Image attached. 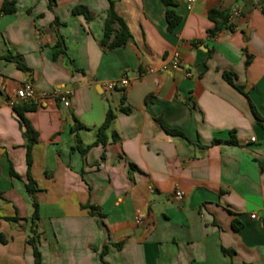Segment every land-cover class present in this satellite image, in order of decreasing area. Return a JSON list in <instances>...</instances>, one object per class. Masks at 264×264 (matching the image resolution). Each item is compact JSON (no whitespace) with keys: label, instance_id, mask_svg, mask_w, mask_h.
I'll return each mask as SVG.
<instances>
[{"label":"crops","instance_id":"0c3cea01","mask_svg":"<svg viewBox=\"0 0 264 264\" xmlns=\"http://www.w3.org/2000/svg\"><path fill=\"white\" fill-rule=\"evenodd\" d=\"M7 1L15 12L0 15V264H33V238L42 264H264V0H173V33L160 0ZM109 1L131 34L113 50L99 43ZM79 5L91 21L72 14ZM212 9L228 13L231 29L208 38ZM174 52L178 68L168 64ZM124 77L128 87H104ZM27 82L39 99L24 112L37 132L31 194L9 104ZM54 90H71L68 108ZM108 110L107 143L82 154ZM232 135L234 145L212 144Z\"/></svg>","mask_w":264,"mask_h":264},{"label":"trees","instance_id":"16d2710c","mask_svg":"<svg viewBox=\"0 0 264 264\" xmlns=\"http://www.w3.org/2000/svg\"><path fill=\"white\" fill-rule=\"evenodd\" d=\"M163 7H164V20H165V30L168 33H173L178 25L181 22V17L176 14V12L172 9L174 6L173 0H160ZM15 12V6L14 2L4 0L1 8H0V15L1 14H12ZM73 15L82 16L86 22H89L93 19V16L88 11V9L84 6H76L72 9ZM208 19L214 24V27L207 31L208 38H213L216 36V34L222 29L227 28L231 29L229 26H227L228 21V13L226 11H217V10H210L208 12ZM131 38V34L123 21L113 8V2L109 1V7L105 12L104 19H103V35L99 41L100 45L104 47L106 50H113L115 48L123 47L127 44L129 39ZM60 46V43L58 42L56 45V48ZM59 54V51L56 50L54 53V58ZM6 60H10L15 63L16 67L19 70L27 71L26 66L24 63L19 59L12 57L11 55H7L3 57ZM223 79L231 86H233L236 90L242 93V89L240 87H237L233 84L232 77L233 74L230 72H223L222 73ZM245 97L246 94H244ZM250 109L252 112V115L256 119V121L261 124L262 120L255 111L254 107L249 103ZM36 105L33 103L25 102L19 105L13 106V111L16 114L17 122L21 131V136L25 142L24 147L26 149V167H27V184H26V191L28 194H31L34 191V181L32 180L30 176V168L32 164V158H31V151L34 144L37 142V132L32 128L30 122L24 117V112L26 111H33L35 110ZM121 112H128L127 109H120ZM114 119V114L111 110H108L105 116V119L102 123V125L97 129L96 131V140L95 142L87 147L86 149H82L80 147L79 150L83 154L88 148L92 146H96L98 144L105 145L107 143V137L105 134V131L110 126L112 120ZM77 125V124H76ZM78 126V125H77ZM161 128L169 135L172 136H180L183 138V135L175 130H170L162 125H160ZM112 138H115L114 136ZM80 144V141H78V145ZM212 144H228V145H234L236 144L234 136L232 135L229 140L225 141H219V140H213ZM9 174L11 177L19 178L18 175L13 171L12 166L10 165ZM34 207V213L32 216V221L36 220L38 218V212H37V204L33 202ZM234 229L236 227L234 226ZM28 244L32 246L33 250V264H42L41 255L38 250L37 246V240L36 239H30L28 240ZM103 255V252H102ZM105 264V263H103Z\"/></svg>","mask_w":264,"mask_h":264},{"label":"built area","instance_id":"2783aa9c","mask_svg":"<svg viewBox=\"0 0 264 264\" xmlns=\"http://www.w3.org/2000/svg\"><path fill=\"white\" fill-rule=\"evenodd\" d=\"M189 2L192 3L193 0H189ZM231 15H237V11L233 9L231 11ZM180 63H181L180 55L177 52H174L171 55L168 64L172 68H178L180 66ZM128 86H129V80L126 77H124L122 79H119L118 81L108 82L105 84L104 87L107 90H114L117 87L124 89ZM71 94H72L71 90H65V91L54 90L52 93H50L49 96L56 99L64 108H68L70 106ZM15 97H16V99L14 101L9 102V104L11 106L16 105L18 102L19 103L29 102V103H36L37 104L39 101V99L35 97L34 87H33L32 83H30V82L25 83L23 85V87L20 88L16 92ZM251 140L253 141V139H251ZM174 195L177 199H180L182 196L181 192H179V191L175 192ZM250 218L254 219L255 216L251 215Z\"/></svg>","mask_w":264,"mask_h":264}]
</instances>
